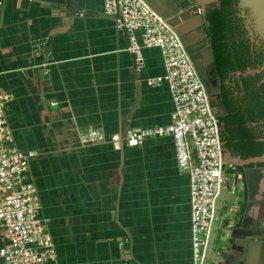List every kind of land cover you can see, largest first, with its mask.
<instances>
[{"label": "crops", "instance_id": "obj_1", "mask_svg": "<svg viewBox=\"0 0 264 264\" xmlns=\"http://www.w3.org/2000/svg\"><path fill=\"white\" fill-rule=\"evenodd\" d=\"M103 1L0 2V92L10 95L12 144L34 152L25 180L37 190L54 245L48 264H192L189 178L177 166L173 138L149 136L134 146L109 139L170 123L167 83L147 82L164 74L163 56L157 47H141L143 65L136 68L128 34ZM136 37L141 43L140 31ZM91 129L104 140L82 142ZM223 153L210 255L226 214L230 156L236 157ZM6 243L0 225V248Z\"/></svg>", "mask_w": 264, "mask_h": 264}, {"label": "built area", "instance_id": "obj_2", "mask_svg": "<svg viewBox=\"0 0 264 264\" xmlns=\"http://www.w3.org/2000/svg\"><path fill=\"white\" fill-rule=\"evenodd\" d=\"M104 11L116 16L115 23L129 37L128 50L136 68L143 65L141 47H157L164 62V74L148 84L167 83L173 111L165 126L130 129L109 139L118 145L134 146L149 136L170 135L176 162L189 178V212L192 264H213L210 245L215 227L217 201L224 187V153L219 124L202 80L193 67L179 36L144 0H104ZM140 31L141 43L136 32ZM10 95L0 92V225L6 245L0 256L6 264H48L55 249L46 223L40 218L35 186L25 180L28 159L34 152H22L12 144L5 119ZM84 143L104 140L91 129L81 136ZM194 151V153L192 152Z\"/></svg>", "mask_w": 264, "mask_h": 264}, {"label": "water", "instance_id": "obj_3", "mask_svg": "<svg viewBox=\"0 0 264 264\" xmlns=\"http://www.w3.org/2000/svg\"><path fill=\"white\" fill-rule=\"evenodd\" d=\"M71 1L65 0L68 7ZM144 1L179 36L202 80L212 111L217 116L225 114L212 48L206 33V0H183L185 3L181 0ZM240 3L250 8L255 29L264 41V0H240ZM1 12L2 3L0 15ZM256 71L258 69H248L246 73ZM237 73L241 74L239 71ZM230 158L226 180L229 198L221 232L211 256L213 264H264V164L260 165L264 162V153Z\"/></svg>", "mask_w": 264, "mask_h": 264}, {"label": "trees", "instance_id": "obj_4", "mask_svg": "<svg viewBox=\"0 0 264 264\" xmlns=\"http://www.w3.org/2000/svg\"><path fill=\"white\" fill-rule=\"evenodd\" d=\"M228 0H224L223 3H227ZM208 21L210 24L211 41L213 59L216 69L217 77L221 80L228 76L231 71L244 72L250 64L249 52L246 45L242 42L239 45L241 47V54L239 55L234 44L227 42V37L230 34L229 12L226 8L216 9L210 11L208 14ZM239 52V53H240ZM231 76V75H229ZM247 78L251 79L254 83L256 75H248L243 77L239 75L244 87H246V100L249 103L244 104L239 102V108L232 100H229L228 88L224 85L221 86L223 102L228 111H235L233 114H227L225 116H219L220 120H223V126L220 130V138L222 148L228 150L232 155H236L242 158L252 155H261L264 153V131L258 127V122L264 120V93L263 89L259 86L253 85V88L247 86ZM235 88L239 90V83L237 78L233 79ZM236 98L241 99L240 95ZM260 164H264L260 163Z\"/></svg>", "mask_w": 264, "mask_h": 264}, {"label": "flooded vegetation", "instance_id": "obj_5", "mask_svg": "<svg viewBox=\"0 0 264 264\" xmlns=\"http://www.w3.org/2000/svg\"><path fill=\"white\" fill-rule=\"evenodd\" d=\"M224 0H206L204 3V10H205V18H206V33L208 36V40L210 42L211 48H212V41H211V28L208 21V14L210 11H214L216 9L226 8L229 12V23L227 25H230V34L227 37V42L229 43V46L231 43L234 44V49L238 52L239 55L241 54V47L239 45L242 42L244 45L247 46L248 52H249V59L250 64L249 67L244 71H231L228 73V76H226L224 79L219 80V95L222 102V105L224 106L226 113L220 116H225L227 114H233L235 111H228L226 105L223 102L222 98V89L221 86L224 85L228 88V96L229 100H232L236 106V109L239 108V102L243 103L244 106H246L249 101L246 100V87L243 86L241 80L239 79V75L242 73H245V75H241L243 77H247L248 75H256L257 78H254V83L251 79L247 78V86L250 88H253V85L259 86V88H262V94L264 93V41L258 34L257 30L255 29L254 24V18L252 16L251 10L247 6H243L240 3V0H228L227 3H223ZM182 3H185L183 0H181ZM180 12H183L182 8H179ZM240 52V53H239ZM213 53V51H212ZM248 69H258V71L254 73H249L246 71ZM237 71L241 72V74L237 73ZM231 75V76H229ZM237 78L239 83V90L235 88V83L233 81L234 78ZM226 87V89H227ZM238 95L242 97L241 99L236 98ZM217 116V115H216ZM219 126L220 130L222 129L223 120L219 119ZM258 127L264 131V120H261L258 122ZM264 139V138H260ZM261 165V164H260Z\"/></svg>", "mask_w": 264, "mask_h": 264}, {"label": "rangeland", "instance_id": "obj_6", "mask_svg": "<svg viewBox=\"0 0 264 264\" xmlns=\"http://www.w3.org/2000/svg\"><path fill=\"white\" fill-rule=\"evenodd\" d=\"M221 195V194H220ZM220 197V196H219ZM219 199V198H218ZM215 251V248H213V250H212V253ZM209 253H210V250H209Z\"/></svg>", "mask_w": 264, "mask_h": 264}]
</instances>
